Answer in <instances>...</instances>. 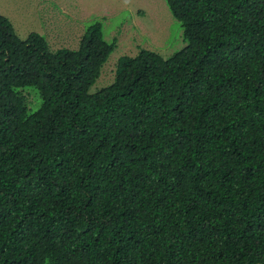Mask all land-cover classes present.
I'll return each mask as SVG.
<instances>
[{
    "label": "trees",
    "instance_id": "1",
    "mask_svg": "<svg viewBox=\"0 0 264 264\" xmlns=\"http://www.w3.org/2000/svg\"><path fill=\"white\" fill-rule=\"evenodd\" d=\"M165 2L186 44L93 93L101 20L52 49L0 14V264H264V0Z\"/></svg>",
    "mask_w": 264,
    "mask_h": 264
},
{
    "label": "rangeland",
    "instance_id": "2",
    "mask_svg": "<svg viewBox=\"0 0 264 264\" xmlns=\"http://www.w3.org/2000/svg\"><path fill=\"white\" fill-rule=\"evenodd\" d=\"M0 14L11 21L20 38L38 32L46 36L52 49L77 46L86 24L101 20L104 37H115L117 46L90 93L112 82L120 56L146 48L168 57L186 44L180 22L165 0H0Z\"/></svg>",
    "mask_w": 264,
    "mask_h": 264
}]
</instances>
